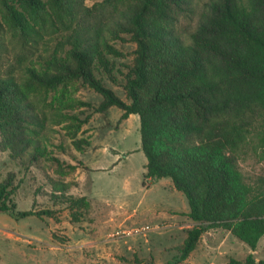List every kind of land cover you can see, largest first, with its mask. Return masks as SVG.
<instances>
[{"label":"trees","instance_id":"obj_1","mask_svg":"<svg viewBox=\"0 0 264 264\" xmlns=\"http://www.w3.org/2000/svg\"><path fill=\"white\" fill-rule=\"evenodd\" d=\"M199 1L104 0L88 7L86 0H0L4 23L18 42H38L52 29L64 34L62 44L69 47L68 58L54 54L23 67L19 77H0L2 146L19 162L45 156L41 130L48 96L77 80L102 96L96 112L117 107L123 121L138 115L145 178H170L196 224L168 264H183L212 229L229 231L252 252L264 237V177L251 180L241 167L249 157L264 162V0H207L197 13ZM179 14L197 16L184 36ZM125 35L136 44L124 85L129 102L97 75L113 78L110 57L123 56L115 43ZM57 104L49 103L47 119L66 124L83 151L90 142L77 136L88 117L71 111L91 104L65 98ZM52 185L56 204L67 205L80 221L87 199L69 195L70 183ZM10 192L0 187L4 213L22 219L51 212L16 211L6 202ZM227 264L256 260L251 253Z\"/></svg>","mask_w":264,"mask_h":264},{"label":"rangeland","instance_id":"obj_2","mask_svg":"<svg viewBox=\"0 0 264 264\" xmlns=\"http://www.w3.org/2000/svg\"><path fill=\"white\" fill-rule=\"evenodd\" d=\"M102 1L86 0V5ZM206 1H199L197 13L203 11ZM3 18L0 3V77H19L23 67L38 65L54 54L68 58L69 47L62 44L61 31L50 29L38 42L25 44L9 33ZM196 18L179 14L181 35L195 27ZM115 47L123 56L110 57L113 78L97 75L129 102L124 85L136 44L125 35ZM60 98L91 104L71 111L83 119L88 117L77 136L90 142L83 151L73 145L66 124L53 126L47 119L49 103L57 106ZM102 99L82 80L50 93L41 130L45 156L36 162L31 157L23 162L12 159L2 146L0 132V187L11 191L6 202L15 204L16 211H51L22 219L0 212V264H168L179 257L178 248L196 225L189 217L188 200L170 178H145L147 158L141 145L139 116L123 121L117 107L96 112ZM241 167L251 180L264 177V162L257 158L249 157ZM54 180L70 183L69 195L87 199L88 208L80 221L67 205L54 201ZM251 253L256 264L264 260V237L252 252L229 231L217 228L203 233L183 264H227L232 258L244 260Z\"/></svg>","mask_w":264,"mask_h":264},{"label":"crops","instance_id":"obj_3","mask_svg":"<svg viewBox=\"0 0 264 264\" xmlns=\"http://www.w3.org/2000/svg\"><path fill=\"white\" fill-rule=\"evenodd\" d=\"M113 108L114 107H111L110 109H109V111H111V110H113ZM122 114H123V111L121 112V113H118V115H120V116H122ZM134 116L135 115H131L128 119H126V120H129V119H131V118H134ZM125 121V120H124Z\"/></svg>","mask_w":264,"mask_h":264},{"label":"water","instance_id":"obj_4","mask_svg":"<svg viewBox=\"0 0 264 264\" xmlns=\"http://www.w3.org/2000/svg\"><path fill=\"white\" fill-rule=\"evenodd\" d=\"M0 212H2L1 208H0Z\"/></svg>","mask_w":264,"mask_h":264}]
</instances>
